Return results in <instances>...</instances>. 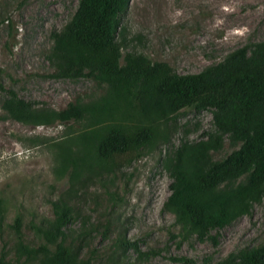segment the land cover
<instances>
[{"label":"trees","instance_id":"trees-1","mask_svg":"<svg viewBox=\"0 0 264 264\" xmlns=\"http://www.w3.org/2000/svg\"><path fill=\"white\" fill-rule=\"evenodd\" d=\"M129 2L79 0L69 22L53 33L46 52L52 77L89 78L97 94L55 109L37 106L13 88L6 90V118L27 125L72 123V130L55 145L56 173L67 177L69 186L51 202L52 217L32 221L41 242L24 240L23 215L17 214L13 255L1 251L0 264H93L82 255L88 230L75 233L69 227L79 213L80 192L102 184L105 177L111 181L144 149L168 141L171 122L185 108L213 110L215 129L240 146L217 159L223 137L205 132L206 138L183 141L164 157L171 179L164 209L174 215L181 236L217 245L218 231L249 214L264 197V40L236 48L200 72L180 74L165 61L128 49L122 17ZM104 191L110 198L118 196L108 185ZM3 212L0 202V225ZM120 243L138 249L125 235ZM173 259L180 264H264V244L218 261L211 256L202 262L185 256Z\"/></svg>","mask_w":264,"mask_h":264},{"label":"rangeland","instance_id":"rangeland-1","mask_svg":"<svg viewBox=\"0 0 264 264\" xmlns=\"http://www.w3.org/2000/svg\"><path fill=\"white\" fill-rule=\"evenodd\" d=\"M79 0H0V252L13 255L12 224L23 215L24 240L37 245L32 221L52 217L51 202L69 186L56 173L55 145L71 133V124L27 125L6 118L2 102L9 88L37 106L64 108L77 97L97 94L89 78L51 76L46 57L52 35L74 15ZM129 50L169 63L180 74L197 73L222 61L236 48L264 40V0H130L122 17ZM213 110L183 109L170 124V136L153 150L123 165L112 180L80 192L79 213L69 227L88 230L82 255L93 264H180L174 257L202 262L264 244V197L247 215L218 231V243L194 235L182 237L174 215L164 209L171 179L163 166L167 153L183 141L223 137L221 159L238 149L213 124ZM118 192L110 198L105 186ZM122 235L135 243L123 248ZM24 261V258L21 259ZM29 264H39L33 262Z\"/></svg>","mask_w":264,"mask_h":264}]
</instances>
